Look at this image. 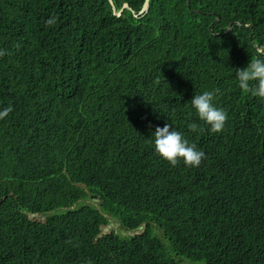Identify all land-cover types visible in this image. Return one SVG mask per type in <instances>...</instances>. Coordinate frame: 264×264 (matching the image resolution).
I'll use <instances>...</instances> for the list:
<instances>
[{
  "label": "trees",
  "instance_id": "1",
  "mask_svg": "<svg viewBox=\"0 0 264 264\" xmlns=\"http://www.w3.org/2000/svg\"><path fill=\"white\" fill-rule=\"evenodd\" d=\"M145 1L0 0V264H264V98L236 77L264 0ZM215 89L219 133L191 104ZM166 123L199 167L155 151Z\"/></svg>",
  "mask_w": 264,
  "mask_h": 264
},
{
  "label": "clouds",
  "instance_id": "2",
  "mask_svg": "<svg viewBox=\"0 0 264 264\" xmlns=\"http://www.w3.org/2000/svg\"><path fill=\"white\" fill-rule=\"evenodd\" d=\"M7 54L9 53L6 49H0V58ZM236 77L242 90L253 96L264 98V59L256 58L250 61L245 68L236 69ZM219 91V89L204 91L191 99V104L199 118L211 127L213 133L221 132L228 119V113L214 104V98ZM12 111L11 106L0 110V120L8 117ZM187 127L191 132H196L199 125L193 122ZM154 146L159 156L172 166H176L182 158L186 166L199 167L206 158L202 149H198L194 143H189L184 138V134L173 129L169 123H166L163 128L155 129ZM87 264H93V262L88 260Z\"/></svg>",
  "mask_w": 264,
  "mask_h": 264
},
{
  "label": "water",
  "instance_id": "3",
  "mask_svg": "<svg viewBox=\"0 0 264 264\" xmlns=\"http://www.w3.org/2000/svg\"><path fill=\"white\" fill-rule=\"evenodd\" d=\"M109 1H110L111 5H112V7H113L114 14H115L117 17H121V14H122V11H123V10H125V9H127V10H131L129 4H125V5L123 6V8H122L120 11H117L116 8H115V5H114L113 0H109ZM149 6H150V0H146L145 3H144L143 9L141 10L140 14L145 15V14L148 12V10H149ZM131 11H132V10H131ZM132 12L135 13L134 11H132ZM31 218H32L33 220H35V221H39V219H38V217H37L36 215L31 216ZM117 223H119L118 220H117ZM105 230H106V228H105V227H102V231H105ZM144 231H145V226L143 225V226H141L140 228H138V229L136 230V233H135V234H132V236L140 235V234H141L142 232H144Z\"/></svg>",
  "mask_w": 264,
  "mask_h": 264
},
{
  "label": "rangeland",
  "instance_id": "4",
  "mask_svg": "<svg viewBox=\"0 0 264 264\" xmlns=\"http://www.w3.org/2000/svg\"><path fill=\"white\" fill-rule=\"evenodd\" d=\"M91 204H97V202L93 201L91 202ZM37 217L39 220L43 219V216H37ZM118 228H119V225L116 222L112 221L111 225L108 226L104 232L109 233L112 230H118Z\"/></svg>",
  "mask_w": 264,
  "mask_h": 264
}]
</instances>
